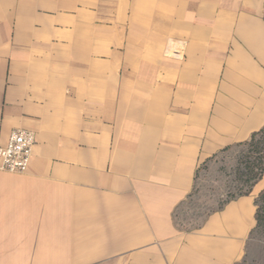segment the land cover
Listing matches in <instances>:
<instances>
[{
    "label": "crops",
    "instance_id": "obj_1",
    "mask_svg": "<svg viewBox=\"0 0 264 264\" xmlns=\"http://www.w3.org/2000/svg\"><path fill=\"white\" fill-rule=\"evenodd\" d=\"M264 127V0H0V264H239L256 198L194 230L196 171ZM25 253V254H24Z\"/></svg>",
    "mask_w": 264,
    "mask_h": 264
},
{
    "label": "rangeland",
    "instance_id": "obj_2",
    "mask_svg": "<svg viewBox=\"0 0 264 264\" xmlns=\"http://www.w3.org/2000/svg\"><path fill=\"white\" fill-rule=\"evenodd\" d=\"M225 148L200 163L193 190L176 207L174 219L181 230L199 228L210 214L248 189V169L242 163L247 145L239 142ZM254 230L239 264H264V227Z\"/></svg>",
    "mask_w": 264,
    "mask_h": 264
},
{
    "label": "built area",
    "instance_id": "obj_3",
    "mask_svg": "<svg viewBox=\"0 0 264 264\" xmlns=\"http://www.w3.org/2000/svg\"><path fill=\"white\" fill-rule=\"evenodd\" d=\"M35 143L33 131L13 129L8 143L0 146V171L25 173L30 167Z\"/></svg>",
    "mask_w": 264,
    "mask_h": 264
},
{
    "label": "trees",
    "instance_id": "obj_4",
    "mask_svg": "<svg viewBox=\"0 0 264 264\" xmlns=\"http://www.w3.org/2000/svg\"><path fill=\"white\" fill-rule=\"evenodd\" d=\"M243 144L247 145V151L243 155L242 163H245L244 167L248 169L249 177L247 182L249 187L244 193H241V195H249L252 192L254 184L260 180L264 174V127L253 132L251 137L243 142ZM235 198L236 197H233L230 200ZM255 203L257 205V224L254 231L261 226L264 227V190L260 192Z\"/></svg>",
    "mask_w": 264,
    "mask_h": 264
},
{
    "label": "bare ground",
    "instance_id": "obj_5",
    "mask_svg": "<svg viewBox=\"0 0 264 264\" xmlns=\"http://www.w3.org/2000/svg\"><path fill=\"white\" fill-rule=\"evenodd\" d=\"M25 129H27V128H25ZM30 130V129H29ZM32 131V130H31ZM35 134V133H34ZM35 138H36V136H35Z\"/></svg>",
    "mask_w": 264,
    "mask_h": 264
}]
</instances>
